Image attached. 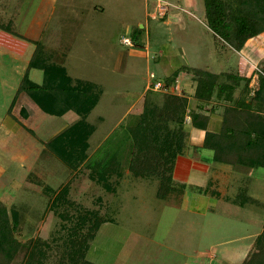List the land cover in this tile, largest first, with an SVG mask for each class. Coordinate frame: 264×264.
Segmentation results:
<instances>
[{
	"label": "rangeland",
	"instance_id": "374dc122",
	"mask_svg": "<svg viewBox=\"0 0 264 264\" xmlns=\"http://www.w3.org/2000/svg\"><path fill=\"white\" fill-rule=\"evenodd\" d=\"M166 1V14L151 18L157 0H0V23L12 29L0 27V49L7 54L0 57V202L7 208L25 206L23 242L55 234L60 219L46 208L52 191L69 182V200L99 209L107 219L86 251L94 264H200L204 258L206 264H240L252 248L264 226V167L214 161L211 150L197 148L196 130L176 159V190L165 198L157 196L156 177H135L126 169L132 149L127 127L137 120L152 81L163 83L178 70L166 91L182 94L192 76L184 69L216 72L247 65L245 52L227 45L210 25L204 0ZM14 42L21 46L11 50ZM35 42L71 78L91 81L100 90L86 117L95 126L89 159L75 170L45 148L67 120L45 113L27 95L28 118L20 104H12ZM36 70L33 81L42 77ZM153 90L157 97L164 92ZM113 156L124 174L115 192H108L88 173ZM196 187L207 192L199 194ZM243 187L259 204L224 199ZM25 251L23 246L11 264H21Z\"/></svg>",
	"mask_w": 264,
	"mask_h": 264
},
{
	"label": "trees",
	"instance_id": "16d2710c",
	"mask_svg": "<svg viewBox=\"0 0 264 264\" xmlns=\"http://www.w3.org/2000/svg\"><path fill=\"white\" fill-rule=\"evenodd\" d=\"M204 3L210 25L235 50L241 49L248 39L264 31V0H204ZM0 27L12 32L10 23H0ZM31 68L42 71L40 84L29 79L28 70ZM186 71L192 73V96L198 102L196 107H190L188 98L183 94L165 90L157 97L153 88H148L141 97L137 120L127 127L132 149L126 169L135 177H156L159 182L157 196L161 198L176 190L173 171L176 158L183 155L188 146L187 115L189 125L203 131L197 147L211 150L214 161L264 167V114L248 107L243 100L233 101L235 89L241 85L246 87L249 79L237 73H214L200 68ZM175 72L172 77H165L163 87L174 85L179 71ZM258 80L259 87L254 98L262 100L264 76L260 75ZM22 91L45 113L60 116L70 110L79 116L47 141L45 148L71 170L85 164L89 159V138L95 128L86 117L98 101V87L91 81L71 78L63 66L51 62L42 44L35 42L12 104ZM218 95L226 104L221 107V127L214 132L207 130L209 114L202 105ZM123 174L124 170L113 156L100 169L91 167L88 176L104 190L115 192V183ZM180 184V188L185 186V183ZM68 190L69 182L52 191L49 197L46 209L60 219L58 230L49 240L40 236L28 237L24 242L20 240V221L27 213L25 206L21 203L7 208L0 202V264H11L23 246L26 251L21 264H94L86 259V251L100 223L107 219L99 209L76 206L68 199ZM195 190L207 192L203 187H196ZM247 191V187L240 188L234 197H226V200L240 206L259 204ZM211 192L216 193L215 190ZM240 264H264V226Z\"/></svg>",
	"mask_w": 264,
	"mask_h": 264
},
{
	"label": "crops",
	"instance_id": "0c3cea01",
	"mask_svg": "<svg viewBox=\"0 0 264 264\" xmlns=\"http://www.w3.org/2000/svg\"><path fill=\"white\" fill-rule=\"evenodd\" d=\"M5 37H7V36H5ZM15 43L16 42H14V44L11 45V48H10L11 50L14 49L15 46H16L15 49H17V46H21L20 44L15 45ZM241 49L245 52L246 58L244 56H243V58H245L244 61L247 64L246 66H244L240 69L238 67V69H234V70L230 69L228 71L221 70V71H216L214 73H220V72L237 73L238 75H241V76L248 78L249 80H248V84L246 87H242V85H241L235 89V92L233 94V101L235 100V101L239 102V101L243 100L248 107H252L257 112L264 114V96L262 95V100H258L256 98H254V94L258 90V87H259L258 86L259 76L260 75L264 76V31L261 32L260 34L256 35V36L248 39ZM13 52L15 54H17V52H15L14 50H13ZM15 54L11 53L10 56L14 57ZM2 55H7V54L4 52V50L0 49V57ZM30 56H29V58H30ZM29 58L26 60V65L29 61ZM177 66L181 67V65H177ZM37 73H39V72H37L36 68L29 69L28 70L29 79L32 80L31 76L32 75L35 76V75H37ZM182 73H191V72L190 71L185 72V70H183ZM38 78L39 77H37L36 80H34V81L32 80V81L37 83V84H40L41 83L40 81L43 78V75H42L41 79H38ZM172 86H170L169 89H171ZM193 87H194V82H193L192 78H190L189 82L184 83L183 93H182L183 95H185L188 98L189 105L192 108L196 107L198 105V102L192 96ZM263 90H264V88L262 89V93H264ZM26 95L27 94H25L22 91L17 95V97L14 101V103L21 105L20 113L24 116V118H28V116L30 115V111H28L29 108L28 107L26 108V106H24V103L28 102V97H27L28 95L27 96ZM221 99H222L221 95H218L211 102L204 103L202 105V108L204 109V111H207V113L209 114L208 123H207V130H209V131L215 132V131H218L221 127V120H222L221 107H222V105L226 104V102L224 100H221ZM10 110H9V113H10ZM60 116L65 118V120H67L68 123L66 125H70L77 118V115L73 111H70V110L63 113ZM196 130L200 131L199 136L201 135L200 139H202L203 131L200 129L192 128L187 121V132H188L187 141H188L189 135H191V136L193 135L194 138H195V136H197ZM175 163H176V161H175ZM200 193H202V192H199V194ZM203 193H205V192H203ZM229 198H232V197H229ZM224 199H226V197ZM204 259H206V258H204ZM204 259L201 260L200 264H206V262L208 260L207 259L204 260Z\"/></svg>",
	"mask_w": 264,
	"mask_h": 264
},
{
	"label": "built area",
	"instance_id": "2783aa9c",
	"mask_svg": "<svg viewBox=\"0 0 264 264\" xmlns=\"http://www.w3.org/2000/svg\"><path fill=\"white\" fill-rule=\"evenodd\" d=\"M174 6V5H173ZM168 5H167V1L166 0H157L156 2V5L153 9V11L151 13H149L148 15L151 17V18H157V17H162L166 14V10H168ZM122 42L125 43V44H128V45H131V41L129 40V38H123L122 39ZM153 86L152 88H163V90H168V88L166 87H163L162 83L160 82H153L152 83ZM187 119H189V116H186Z\"/></svg>",
	"mask_w": 264,
	"mask_h": 264
}]
</instances>
